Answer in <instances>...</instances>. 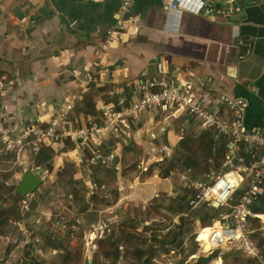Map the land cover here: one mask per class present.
I'll return each instance as SVG.
<instances>
[{
	"label": "crops",
	"instance_id": "obj_1",
	"mask_svg": "<svg viewBox=\"0 0 264 264\" xmlns=\"http://www.w3.org/2000/svg\"><path fill=\"white\" fill-rule=\"evenodd\" d=\"M216 1L202 0L203 8L191 13L169 11L167 0H137L132 16L124 17L123 0H0V79H4L1 100L8 124L20 129L32 125L44 128L71 100L75 105L67 116L66 129L100 124L101 101L116 103L123 99L131 105L137 99L138 86L157 79L158 67H162L166 76L176 79L182 87L192 82L199 99L209 108H219L224 121L235 123L233 113L221 99H245L249 106L244 131L263 130L264 0H237L229 15L213 19L210 7L223 11V3ZM113 31L118 35L109 41ZM92 102L94 111H90ZM186 116H174L168 109L157 107L129 122V128L122 126L115 139L138 150L139 166L148 171L156 159V148L163 144L157 143L153 152L136 145L131 136L134 127L157 139L156 135L167 132L164 125L170 126L173 119L187 120ZM198 122L185 127L195 135L192 142L204 130ZM182 134L184 129L172 146L174 150L165 146V158H181L176 149ZM88 153L67 141L44 147L36 172H51L48 187L22 197L18 188L31 156H19L0 144V264H50L54 256L44 255L49 244L64 245L60 251H66L63 257L68 255L69 261L59 264H77L74 253L80 255L78 264L85 260L90 264L99 254L95 250L92 258H81L90 248L87 234L100 230L109 237L104 229H114L135 218L141 205L137 190L142 180L138 177L110 178L108 188L114 189V198L107 195L106 207L104 200L96 199L99 211H93L92 204L82 205L80 214L72 211L66 191L60 193L62 187L70 185L81 192L90 182L88 192L91 187L92 192L88 197L97 194L90 176L91 165L85 162ZM112 155L114 159L121 158L120 149ZM114 163L112 159L108 161ZM100 196L104 199L103 192ZM155 196L160 198L159 192ZM61 199L65 206H59ZM227 212H221L218 220L230 215ZM76 231H84L80 236L86 247L83 250L82 242L70 236ZM99 242L96 241L98 247ZM168 261L164 255L159 264Z\"/></svg>",
	"mask_w": 264,
	"mask_h": 264
},
{
	"label": "built area",
	"instance_id": "obj_2",
	"mask_svg": "<svg viewBox=\"0 0 264 264\" xmlns=\"http://www.w3.org/2000/svg\"><path fill=\"white\" fill-rule=\"evenodd\" d=\"M136 1L123 0L121 11L124 17L132 16ZM216 2L223 3V11L210 7L208 11L213 19H218L221 15H229L231 7L235 8L237 0ZM167 5L171 12L181 10L198 13L204 3L202 0H167ZM237 11L243 12V9H237ZM117 35L116 31L110 32L109 41H113ZM3 80L0 79V144L5 148L13 149L19 156L24 153L31 156L28 169L33 172L37 171L34 157L44 147L66 141L75 144L80 150L86 148L91 141L105 144L108 138L118 137L122 126L129 128V122L136 121L141 114L157 107L168 109L174 116L185 113L200 121L204 129L217 134L218 142L224 141L226 150L223 165L218 172H211L200 179L190 178L187 175L189 171L181 175L182 182L187 184L188 189L194 191V196L189 203L191 208L196 209L202 204L211 205L216 202L219 208L226 209L225 211L230 213L227 217L214 220L209 226L211 229L208 237V244L211 245L209 256L220 251V256L215 262L218 264L217 261H220L222 264L221 257L224 253L237 251L247 259H254L264 264L258 249L250 241V236L255 232L253 219L260 220L264 232V213L255 214L252 210L255 203L264 196V129L244 131V116L249 106L245 99L232 100L229 97L221 99V102L233 113L235 123L224 121L219 108H209L199 99L192 82L182 87L176 79L167 77L162 67H158V78L139 85L135 94L137 99L131 105H127L123 99H119L116 103L107 99L101 101L99 111L102 122L100 124H90L73 130L66 129L64 125L67 116L75 105L74 100H71L65 109L52 118L44 128L32 125L26 129H20L7 122L8 116L1 100L4 90ZM166 150L164 145L158 146L154 161H158L160 157L163 161L165 158L163 153ZM96 158L100 159L101 154L98 153ZM112 158L114 155L110 156L109 160L111 161ZM141 169L145 170H141L142 173L147 171L146 167L141 166ZM50 177L51 172L44 169L40 176L41 190L47 189ZM239 190L243 193L237 196L236 193ZM179 218L176 217L173 222L177 223ZM98 231L87 234V242L92 250L98 249L97 240L107 239L105 234ZM196 235L194 236L196 244L204 250V247L196 240ZM192 255L196 256L194 259L198 258L194 253Z\"/></svg>",
	"mask_w": 264,
	"mask_h": 264
},
{
	"label": "trees",
	"instance_id": "obj_3",
	"mask_svg": "<svg viewBox=\"0 0 264 264\" xmlns=\"http://www.w3.org/2000/svg\"><path fill=\"white\" fill-rule=\"evenodd\" d=\"M91 105H93V102ZM91 108L90 111H94L96 106L93 105ZM192 133V129L186 128L184 130L183 139L179 141V148L176 149V151L181 158L173 157L170 159L166 157L161 162L154 161L152 166L148 168V171L143 172V175H148L153 166L162 164L167 165L159 174L162 178H168L171 174H178L184 170L190 171V176L194 179L203 178L211 174V172H218L223 165L226 153L224 141L218 142L213 132L202 129L196 137L197 141L193 145L191 140L195 138V135ZM117 142L118 139L114 137L108 138L105 144H97L91 141L87 147L84 148L85 152L87 150L89 152L88 156L85 154L86 161L85 159L84 161L89 162L91 165V179L95 183L96 192L98 190L97 188L101 187L100 189L104 194L103 207L108 205L107 201L109 198L107 195L111 194L113 200V194L115 193L108 188L106 183H108L110 178L115 179L118 177L120 164L124 163L126 165L127 163V161L123 162L124 157L128 158L132 153L133 156H135L137 152L130 145H126L122 142L119 144L120 146H116ZM116 149H120L121 159L112 158V160H116L117 163V166H113L108 164V161ZM42 153L43 149L34 157L36 165L43 159ZM98 153L101 154L100 159L96 158ZM211 158L214 159L213 163L211 162ZM138 166L139 160L135 161L134 167ZM137 171L138 173L141 172L138 169ZM198 173L201 175L203 174V177H197ZM122 195V192L119 190L118 197ZM193 196V190L188 189V187H183L182 189H178L176 193L169 195L168 205L164 203L165 198L162 196L160 201L157 199V201L152 203L153 205L149 207L150 209L146 210L144 217H139L136 212L135 218H132L131 221L125 220V222L119 224V226L114 229H104L110 237V240L106 241V244L102 243L103 240H99L101 241L99 242L100 251H97L99 255L92 260V264H159L161 258L159 257L158 251L161 249L166 254L172 252L177 256H182L179 264H213L220 256V251H216L212 256L206 259H189L190 253L196 254L200 250V247L194 242V236L197 233L194 232L191 234V231L196 226V223H201V229L209 227V223L217 220L220 213L224 210H222V208L216 209L207 203L193 209L189 205ZM19 197L21 196L19 195ZM171 202L172 204L169 208ZM91 206L93 208V205ZM93 210L95 212L99 211L96 207L93 208ZM252 210L255 214L264 213V196L255 203ZM159 212L163 213L166 217L169 216L172 220L171 224L168 223L165 227V224L160 223L164 225V228L157 226L155 221L151 218L154 213L156 214ZM164 215L161 214V218L162 221L166 222V217ZM176 217H180L181 221L176 225V228L173 229V226L176 224L173 222V219ZM253 223L255 232L250 236V241L258 249L259 255L264 263V232L262 231L261 223L258 218L253 219ZM117 229H119V236H117L115 232ZM82 234L83 231L81 235L75 233L70 236L74 235L78 237L83 236ZM135 240H140V246L136 249H131ZM62 246L64 245L61 244L60 246L59 244V246L56 247L55 245L52 246V255L54 259L50 264L64 263L66 260L69 261L68 255L63 257L66 255V251H60ZM56 257L61 259L58 260ZM221 258L223 264H258L254 259H247L237 251L226 252ZM84 264H89V261L85 260Z\"/></svg>",
	"mask_w": 264,
	"mask_h": 264
},
{
	"label": "rangeland",
	"instance_id": "obj_4",
	"mask_svg": "<svg viewBox=\"0 0 264 264\" xmlns=\"http://www.w3.org/2000/svg\"><path fill=\"white\" fill-rule=\"evenodd\" d=\"M187 117V116H186ZM174 121L171 123L170 126L168 125H164L163 127H168V130L165 134H161V135H156L157 139H154L151 134H148L147 131H141V132H138L136 130V128L134 127L132 133H131V136L132 138L134 139V142L136 143V145H141L142 147L145 148V150H147L148 152H153L157 143H162L164 146H166L168 149H171L174 150V148L172 146L175 145V142L178 140V137L179 136V132L182 131L183 133V129L185 130V127L186 126H196L198 125L197 123H199L198 121H196L194 118L188 116L187 117V120H184L182 118H178V119H173ZM133 124V123H132ZM195 129V127H193ZM201 132V131H200ZM183 135V134H182ZM160 139V140H159ZM122 143L126 144V145H129V143H126L124 141H121ZM120 141H118L116 143V146H120L119 144L121 143ZM196 142V141H195ZM195 142H193L192 144L194 145ZM110 146H111V143H110ZM133 148V147H132ZM134 149V148H133ZM136 150V149H135ZM136 154L135 156H133V153L130 155V158H125L123 159V162L127 161L126 165L124 163H121L120 164V170H119V174L118 176L122 177V179H128V180H133L135 179L136 177H138L140 180V188L137 190V194L140 196V200H141V205H139V209L136 211L137 212V215L139 217H144L143 214L146 213V210L147 209H150L149 207H151L155 201H157V199H161L162 196H164L165 198V204L169 203V195L172 194V193H176V191H178V189H182L183 187H187V184L185 182L182 183V180H181V173H178V174H171L170 177L168 178H162L159 174L161 172V170H163L167 165L165 164H162V165H156V166H153V168L151 169V174L149 175H142L140 173H138L137 169L138 167H134L135 165V161L139 160V155L137 156L138 154V150H136ZM121 159V158H119ZM214 159L211 158V162L213 163ZM114 165L117 166V163H116V160H114ZM152 166L149 165V167ZM139 170V169H138ZM153 170H155L153 172ZM190 172V171H189ZM188 172V176L190 178H192L190 176V173ZM91 176V174H90ZM135 177V178H134ZM197 177H203V174L201 175L200 173H198V176ZM143 182V183H142ZM127 184L128 182H124V184ZM107 185L110 186V183H106ZM86 185H88L89 187L92 185V183L90 182H87ZM88 187V188H89ZM88 188L86 187V189L79 192V189L77 188H70V185L69 186H66L64 189L62 187L61 190V194L63 195V193L66 191L67 193V201L70 203V206L72 207V211L74 212H80L82 211V205L88 207L89 204H92L93 205V208L97 207V203L98 202H103V197L100 196V193H102L101 191V187L100 188H97V193L96 195H93L88 197V193H91L92 192V187L90 188V191L88 192ZM77 191H76V190ZM41 190L38 189L37 192L39 193ZM114 191V189H113ZM112 191V192H113ZM159 192L160 194V198H156L154 197L157 193ZM243 191L242 190H239L237 191L236 195L237 196H240L242 195ZM98 200V202H95V200ZM75 200V202H74ZM61 201V204H59V206H65L66 203H62L63 200H59ZM75 203V204H74ZM171 204L172 202L169 204V208L171 207ZM78 205H81L80 207H78ZM84 206V207H85ZM102 206V205H101ZM100 205H98V207L100 208L101 207ZM203 206V204L201 205ZM145 207V208H144ZM87 209V208H86ZM223 210V209H222ZM226 210V209H224ZM94 211V210H93ZM136 212L134 213V216H136ZM142 213V214H141ZM80 214V213H79ZM157 214V213H156ZM161 214L164 215L163 213L159 212L158 213V216L155 215V213L153 214L154 218L153 220H156L155 223L157 226H159L160 228L163 227L164 228V225H161L160 223L162 224H165V227L169 224H171L172 220L171 218L168 216L166 217V222L162 221V218H161ZM159 217V218H158ZM174 220V219H173ZM181 219L179 218L178 222L173 226V229L176 228V225L178 223H180ZM213 224V222H210L209 225L211 226ZM119 226V225H118ZM201 223L197 224L196 223V226L192 229L191 231V234L194 233V232H198L200 231L201 229ZM119 229H117L115 232H116V235L119 236L120 233L118 232ZM78 234H80V231H76ZM82 232V231H81ZM101 232L100 230L98 231V233ZM83 234H84V231H83ZM72 237V236H71ZM81 242L82 244L80 245L81 247V250H83L85 247V245H83V240H82V237L78 236L77 237ZM74 239V238H73ZM118 239V238H116ZM107 241L110 240V237H108V239H106ZM104 241V240H103ZM194 242H195V239H194ZM110 243V242H108ZM189 243V242H188ZM106 244V243H105ZM79 245V244H78ZM83 245V246H82ZM140 246V240H135L134 243L132 244V248L131 249H136ZM79 247V248H80ZM99 248V247H98ZM88 252H87V256H81L84 257V260L85 258H92V256H94V251L95 250H92V248H89L87 249ZM99 252L100 250L96 249V252ZM73 252V251H72ZM159 253V257L161 258L162 260V257L165 255L167 258L170 259V261L168 262H165V264H179L181 259H182V256H177L176 254H172V252H168V254L164 253V251L161 249L158 251ZM53 253V249H52V246L49 244V247H48V250L45 251V256L49 257L51 254ZM204 253L205 251L200 249L198 253H196L198 255V258L200 259H206L208 257H210V253L207 254V257L205 255L204 256ZM75 254V259L77 260L76 263L78 264L79 263V260H80V255L78 253H74ZM84 254V253H83ZM99 254V253H98ZM193 254V253H192ZM190 253L189 255V259H194V255H192ZM195 254V253H194ZM93 260V259H92ZM256 261V260H255ZM258 262V261H256ZM92 264V261L91 263ZM213 264H216V262L214 261ZM258 264H260L258 262Z\"/></svg>",
	"mask_w": 264,
	"mask_h": 264
},
{
	"label": "water",
	"instance_id": "obj_5",
	"mask_svg": "<svg viewBox=\"0 0 264 264\" xmlns=\"http://www.w3.org/2000/svg\"><path fill=\"white\" fill-rule=\"evenodd\" d=\"M42 173L43 169L38 172H33L30 169L25 171L20 181L18 193L22 197H28L35 194L37 190L42 186V181L40 179ZM211 205L216 209L220 207L216 202H213Z\"/></svg>",
	"mask_w": 264,
	"mask_h": 264
},
{
	"label": "bare ground",
	"instance_id": "obj_6",
	"mask_svg": "<svg viewBox=\"0 0 264 264\" xmlns=\"http://www.w3.org/2000/svg\"><path fill=\"white\" fill-rule=\"evenodd\" d=\"M210 233H211L210 227H206V228L202 229L196 235V240L198 241V243H200L201 246L204 247L205 253H204V256L203 257H205V255L207 257V254L209 253V251L211 249V247H210L211 245L208 244V237H209ZM217 263L220 264L221 262L220 261H217Z\"/></svg>",
	"mask_w": 264,
	"mask_h": 264
}]
</instances>
